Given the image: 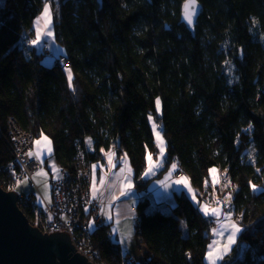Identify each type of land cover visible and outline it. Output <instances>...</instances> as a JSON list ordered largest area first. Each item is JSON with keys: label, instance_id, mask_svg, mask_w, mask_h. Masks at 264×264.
I'll use <instances>...</instances> for the list:
<instances>
[{"label": "trees", "instance_id": "1", "mask_svg": "<svg viewBox=\"0 0 264 264\" xmlns=\"http://www.w3.org/2000/svg\"><path fill=\"white\" fill-rule=\"evenodd\" d=\"M48 1L0 0V169L14 160L13 119L48 138L50 159L67 172L87 140L107 150L117 139L139 178L156 150L153 120L165 165L176 163L198 194L212 169L237 187L241 231L221 264H264V0H197L193 28L182 17L186 0H55L53 37L67 68L27 45ZM148 206L143 199L135 209L143 264H206L213 221L183 193L169 213ZM90 239L98 261L129 264L109 226Z\"/></svg>", "mask_w": 264, "mask_h": 264}, {"label": "built area", "instance_id": "2", "mask_svg": "<svg viewBox=\"0 0 264 264\" xmlns=\"http://www.w3.org/2000/svg\"><path fill=\"white\" fill-rule=\"evenodd\" d=\"M59 63L64 68L69 67L68 60L64 58L59 59ZM7 132L14 160L12 164L0 169V188L11 192L14 190L13 185L23 180L32 184L33 176L43 166L34 153L36 139L33 134L21 129L13 119L7 122ZM89 164L86 151L78 148L72 171L62 170L57 178L50 181L51 202L40 205L34 194L18 195L17 206L31 227L42 234L68 235L76 253L96 264L90 236L92 231L103 225V221L99 213L100 204L91 197ZM181 176V173H177L175 178ZM28 202L29 211L24 213V204ZM139 226L140 216L136 217V233H139ZM127 263L135 264L131 258H127Z\"/></svg>", "mask_w": 264, "mask_h": 264}, {"label": "crops", "instance_id": "3", "mask_svg": "<svg viewBox=\"0 0 264 264\" xmlns=\"http://www.w3.org/2000/svg\"><path fill=\"white\" fill-rule=\"evenodd\" d=\"M59 54H62V52H58V55ZM57 58L58 56L56 54L53 57V61L46 62V64L51 65ZM157 127L161 134L160 124H157ZM117 141L116 139L115 144L110 146L107 150L103 147L94 150L92 143L88 140L86 142L87 153L92 155L89 164L91 170V197L100 204L99 213L103 221V226H109L110 231H116V239H121H118L119 242L117 241V243L123 255L134 259L137 264H143L146 256V247L141 239L139 238L141 243H138L140 255L139 258H136V256L129 253V250L132 253H134L135 250H131L130 246L124 242L125 239L123 240V234L120 232L122 225H127L129 230L136 225L135 209L137 204L141 200L147 199L149 202L148 209H156L162 204L173 207L175 205L176 195L182 193L186 195L190 202L198 207V209L203 203L200 205L198 200H196L198 192L192 188L186 175L182 174L181 178H175L178 169L173 175L162 174L170 165H165L161 169L160 165L154 163V161H158V158H154L155 153L148 154L143 161L144 169L139 178L142 179L146 186L144 190H138L135 187V174L129 154L123 146L120 145L119 147ZM154 142L156 146V141L154 140ZM34 153L37 159L42 163V166L46 167L53 155L52 142L45 136L36 139L34 142ZM149 158L154 161H149ZM174 164L177 167L176 163ZM62 170L63 169L56 164V169L53 171L50 170L49 172L50 181L57 178ZM128 185H131V187H128ZM138 191L142 192L140 193ZM203 216L206 217L205 215ZM126 248L127 250L124 253L123 249ZM233 249L234 248H232L229 254L218 258L215 264L223 263L230 256ZM242 253L243 248H240L238 256H241ZM208 254L206 253L205 256V262L207 264H209Z\"/></svg>", "mask_w": 264, "mask_h": 264}, {"label": "rangeland", "instance_id": "4", "mask_svg": "<svg viewBox=\"0 0 264 264\" xmlns=\"http://www.w3.org/2000/svg\"><path fill=\"white\" fill-rule=\"evenodd\" d=\"M57 7V2L55 0H49L48 3L46 2L42 13L33 24L34 37L27 43L29 47L35 48L37 53H42L44 55V61L47 63L53 61V57L56 54L57 56H60V59H62L61 57L63 56V54L58 55L60 49L56 45L53 37V26L54 23L58 20ZM45 9H47V11H45ZM38 35L39 39H37ZM33 41L36 42L33 43ZM157 100L154 102L155 111L158 114H161L162 105L160 100L159 105H157ZM150 129L153 138L156 141V150L154 158H158V161L155 162L150 158L148 160L151 162L154 161V163L160 165V168L162 169L165 166L164 157L166 144L160 134L157 124L153 120L150 121ZM55 169L56 164L53 160L50 159L47 163V166L42 167L33 176L32 184H29V181L27 180H23L17 184H14V190L11 192H14L19 196H28L30 194H34L36 196L37 202L40 205L51 202L49 172L50 170L53 171ZM176 170L177 167L174 163H172L170 164L168 169L165 170L162 174L173 175ZM145 186L146 184L142 181L141 178L135 177V187L138 190H144ZM236 191L237 187L234 184H231V182L225 177V173L221 172L218 169H212L209 171L208 182L206 184V187L203 191L200 192V194L196 195V200H198L199 204L201 205L203 203L199 207V211L202 215H205L206 218H210L213 221V224L211 225L210 229L211 240L207 247V254L209 253V264H215L218 258L229 254L232 248L237 245V240L241 229L238 219L234 217L231 208V200ZM138 192L141 193L142 191ZM154 210H159L163 213H169L171 207H169L167 204H162L156 209L147 208L146 211L147 213H151ZM137 215L138 214L136 211V217H138ZM237 229L239 231H237ZM115 232L113 230L110 231L112 240L117 242L119 238L116 239L117 237L115 235ZM120 232L121 234H123V240L125 239L124 242L130 246L131 250H135L134 253L130 252L129 250V253L136 256V258H139L140 250L138 248V243L141 242L139 240L138 233H136V225L133 226L131 230L128 229L127 225H122ZM244 246H242V248ZM123 250L125 253L127 248ZM132 260L135 264H137L134 259ZM96 264H103V262H100L96 259Z\"/></svg>", "mask_w": 264, "mask_h": 264}, {"label": "water", "instance_id": "5", "mask_svg": "<svg viewBox=\"0 0 264 264\" xmlns=\"http://www.w3.org/2000/svg\"><path fill=\"white\" fill-rule=\"evenodd\" d=\"M182 17L193 28L202 13L195 0H186ZM191 15L189 24L186 16ZM119 145V141H117ZM18 195L0 188V264H92L76 253L68 235L42 234L29 225L17 206Z\"/></svg>", "mask_w": 264, "mask_h": 264}, {"label": "snow or ice", "instance_id": "6", "mask_svg": "<svg viewBox=\"0 0 264 264\" xmlns=\"http://www.w3.org/2000/svg\"><path fill=\"white\" fill-rule=\"evenodd\" d=\"M192 2H193V4H194V2H195V0H192ZM45 11H47V9H45ZM186 19L188 20V23L189 24H191L193 21H192V17H191V15H188V16H186ZM37 39H39V35L37 36ZM36 41H33V43H35ZM157 105H159V100H157ZM150 119H151V117H150ZM251 127V126H250ZM186 183V182H185ZM128 187H131V185H128ZM202 210H204V209H202ZM237 231H239L238 229H237Z\"/></svg>", "mask_w": 264, "mask_h": 264}]
</instances>
